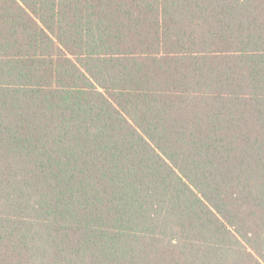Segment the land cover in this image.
<instances>
[{"label": "trees", "instance_id": "obj_1", "mask_svg": "<svg viewBox=\"0 0 264 264\" xmlns=\"http://www.w3.org/2000/svg\"><path fill=\"white\" fill-rule=\"evenodd\" d=\"M0 264H264V0H0Z\"/></svg>", "mask_w": 264, "mask_h": 264}]
</instances>
